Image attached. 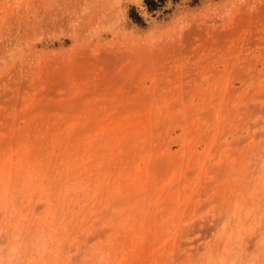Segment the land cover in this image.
I'll list each match as a JSON object with an SVG mask.
<instances>
[{
  "label": "rangeland",
  "instance_id": "obj_1",
  "mask_svg": "<svg viewBox=\"0 0 264 264\" xmlns=\"http://www.w3.org/2000/svg\"><path fill=\"white\" fill-rule=\"evenodd\" d=\"M0 264H264V0H0Z\"/></svg>",
  "mask_w": 264,
  "mask_h": 264
},
{
  "label": "trees",
  "instance_id": "obj_2",
  "mask_svg": "<svg viewBox=\"0 0 264 264\" xmlns=\"http://www.w3.org/2000/svg\"><path fill=\"white\" fill-rule=\"evenodd\" d=\"M143 2L149 11H153L161 7L165 0H143ZM135 18L138 17L135 16Z\"/></svg>",
  "mask_w": 264,
  "mask_h": 264
}]
</instances>
